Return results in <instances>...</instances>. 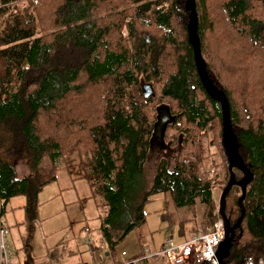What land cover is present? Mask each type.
Returning <instances> with one entry per match:
<instances>
[{
  "label": "trees",
  "instance_id": "16d2710c",
  "mask_svg": "<svg viewBox=\"0 0 264 264\" xmlns=\"http://www.w3.org/2000/svg\"><path fill=\"white\" fill-rule=\"evenodd\" d=\"M184 4L0 0V213L15 196L32 209L40 189L55 181L56 160L76 152L86 153L84 178L105 207L97 230L109 251L144 224L143 206L158 193L175 209L193 213L200 205L203 232L219 219L211 189L220 193L228 177L219 106L198 81ZM193 6L204 75L227 103L237 153L251 175L221 262L243 264L246 257L264 259V0H193ZM142 84L152 96H142ZM158 107L172 117L161 140L175 156L170 168L159 158L147 184L142 166ZM207 134L220 179L199 176ZM6 157L24 158L28 174L15 180ZM238 196L232 186L224 197L228 226L238 217Z\"/></svg>",
  "mask_w": 264,
  "mask_h": 264
},
{
  "label": "rangeland",
  "instance_id": "374dc122",
  "mask_svg": "<svg viewBox=\"0 0 264 264\" xmlns=\"http://www.w3.org/2000/svg\"><path fill=\"white\" fill-rule=\"evenodd\" d=\"M210 138V134H207L202 140L206 149V158L200 167L199 176L210 178L213 174H216L220 179L222 174L221 163L215 145L209 143ZM85 154L71 152L57 159L54 170L55 181L44 186L36 195V220L38 221L40 234L34 230L30 234L31 239L29 242L32 245L31 254L38 256L40 260L47 257L54 264H59L56 255L58 246L75 244L82 250L86 247L85 238L92 240L94 237L98 224L96 217L103 213V209L97 206L100 201L98 191L95 188H91L84 178L87 173V168L84 169V163L87 160V155ZM174 156L175 148L164 143L161 137L157 138L154 135L151 137L142 166V177L147 184L153 175L157 160L164 158L167 168H170ZM0 157L2 158L1 155ZM5 159L11 163L12 170L15 169L16 172L20 170L19 173H16V176H22L28 171L24 158L6 157ZM42 165L48 168L46 160L42 162ZM211 194L217 206L218 189H211ZM23 200V198L19 197L10 198L4 205V215L0 216V220L9 227V235L13 238H16L18 233L19 237L28 236V232H23L21 228L17 229L18 227L14 225L20 220V212L17 210V206L21 205ZM143 211L147 213L145 223L137 232H131L114 243L113 262L110 263L108 256H105L103 257L104 261L102 259V264H118L130 261L138 245L146 246L150 250L149 246H155L160 239L169 235L172 237L171 233H175L178 228L182 227L184 234H186L188 229L197 227L193 225L194 222L192 215L189 213L190 211L187 208H173L167 194H155L151 201L144 205ZM216 220L217 218L214 222ZM84 226L89 230L86 234L81 231ZM209 227L210 230L211 226ZM65 236L68 239L65 240ZM40 237L42 241L44 240V244L41 243ZM95 245H97V242H95ZM102 247L104 248V245L101 244L102 251H80L79 255L74 256V263L97 264L103 252ZM120 252H123L124 256H120ZM16 255L19 258L20 256L24 257L23 251L19 249ZM157 261L160 262L161 257L151 258L147 260L146 264L157 263Z\"/></svg>",
  "mask_w": 264,
  "mask_h": 264
},
{
  "label": "water",
  "instance_id": "95a60500",
  "mask_svg": "<svg viewBox=\"0 0 264 264\" xmlns=\"http://www.w3.org/2000/svg\"><path fill=\"white\" fill-rule=\"evenodd\" d=\"M185 9L188 11V23L186 26V41L191 49V56L193 66L204 93L213 101H215L219 106V114H220V143L221 148L226 159V166L228 171V177L223 185L217 201V209L216 213L222 223V239L217 244V247L214 250V261L216 264H221L222 260L227 257L229 248L231 246L232 241V232L233 229L237 228L242 216L243 209L241 206V201L244 197L245 186L251 179V175L248 170L243 166L236 149L235 138L232 134L230 122L228 118V107L225 99L222 94L217 92L211 84L208 82L207 78L204 75L202 60L199 55L198 43L195 37V26H196V18L194 13L193 0H185ZM142 96L144 98L148 96H152V92L150 86L148 84H142L140 86ZM172 120V117L169 115L167 110L163 107H158L156 109V118L153 124V133L151 137L154 135L157 138L161 137L164 125L169 123ZM231 169L237 170L241 177L238 180L233 179V175ZM236 186L239 189V196L236 199V205L239 209L238 217L236 218L234 224L228 226L224 214H223V206H224V197L227 194L228 190L232 187ZM212 261L204 262L202 264H211Z\"/></svg>",
  "mask_w": 264,
  "mask_h": 264
},
{
  "label": "crops",
  "instance_id": "0c3cea01",
  "mask_svg": "<svg viewBox=\"0 0 264 264\" xmlns=\"http://www.w3.org/2000/svg\"><path fill=\"white\" fill-rule=\"evenodd\" d=\"M19 171L16 172V170L13 169V174L15 176V180H20L28 174V171H27L22 176H16V173H19ZM15 197L23 198L22 196H15ZM211 198L213 199L212 194H211ZM213 201H214V199H213ZM24 203H25V201L23 200L22 204L17 206V210L20 212V220L17 221L14 225L16 227H18L17 229L21 228L23 230V232L24 231L28 232V236L27 237H22V236L19 237V233H18L16 238H13L11 235H9V231H8L9 227H7V225L4 223L5 233H6V235H5L6 243H7V246L9 248V251H10L11 264H54V262H52L47 257H44L43 259L40 260L38 256H33L31 254L32 245L29 242V240L31 239L30 234H32L34 230H36L40 234L38 221L36 220V218H37L36 217L37 206H34L30 210H26ZM99 207H101L103 209V213L97 215V217H96L98 220V224H97V228H96L95 234H94L95 239H94V237L92 240H90V239L88 240V238H85L84 243H85L86 247H84L82 250H80L79 246H77L75 244L70 245V246L68 244H63L62 246H58L57 250H56V255H57V260H58L59 264H75L74 263V256L79 255L80 251H83V250L87 251V252H92V251L96 252L97 250L100 251L101 250V244L104 245V248L102 247L103 252H102V255L100 256L101 263H100V260H98L99 262L97 264H102V262L104 261L103 257H105V256H108L110 263L113 262V259H112V257L114 256V254L112 253L113 249L109 251V249L106 247V245L103 243L102 239L100 238V235L98 234L97 229L99 226V221L105 214V207H103V206H99ZM216 209H217V206H216ZM4 213H5V206H2L0 216H3ZM189 213L192 215L193 222H194L193 225H196L197 227L196 228L193 227L192 229H188L186 234H184L182 227L180 229L178 228L175 233H171L173 243H175V244L184 242L191 235H196L199 233L207 232L208 229L210 228V227L205 228L204 232L201 231L202 229L199 226L200 218H201V206L200 205L196 204L194 206L193 213L191 211ZM145 218H146V216H145ZM182 222H184V221H182ZM179 223H181V222H179ZM81 229H82L81 231L84 234L88 233V231H89L85 226L82 227ZM40 239H41V237H40ZM64 239L66 240L68 238L65 236ZM163 239L164 238L160 239L156 243L155 246H152V245L149 246L150 250H153V252H158ZM95 242H97V245H95ZM41 243L44 244V240L42 241V239H41ZM140 246L143 247L142 245H138L137 250L132 254L131 258H133L134 256H136L138 254V251H140L139 250ZM18 249L23 251L24 257L20 256V258H19L16 255ZM121 253H123V252H120V256H124V253L122 255H121ZM155 257H159V258L161 257V261L160 262L157 261V263H153V264H165L164 258L162 257V255H157ZM102 259H103V261H102Z\"/></svg>",
  "mask_w": 264,
  "mask_h": 264
},
{
  "label": "built area",
  "instance_id": "2783aa9c",
  "mask_svg": "<svg viewBox=\"0 0 264 264\" xmlns=\"http://www.w3.org/2000/svg\"><path fill=\"white\" fill-rule=\"evenodd\" d=\"M5 225L0 220V264H11L10 251L5 239ZM222 239V224L216 220L211 229L205 233L189 236L184 242L175 244L172 237H165L158 252L150 251L146 246L141 248V255L127 262L118 264H140L143 260H149L157 255H162L165 264H202L214 261V250ZM123 253H121L122 255ZM243 264H264V259L246 257Z\"/></svg>",
  "mask_w": 264,
  "mask_h": 264
},
{
  "label": "bare ground",
  "instance_id": "6f19581e",
  "mask_svg": "<svg viewBox=\"0 0 264 264\" xmlns=\"http://www.w3.org/2000/svg\"><path fill=\"white\" fill-rule=\"evenodd\" d=\"M218 220H220V219H218ZM221 222V221H220ZM222 224V223H221Z\"/></svg>",
  "mask_w": 264,
  "mask_h": 264
}]
</instances>
